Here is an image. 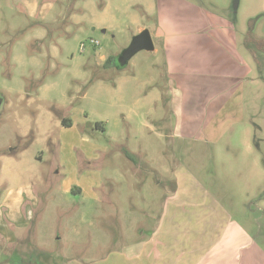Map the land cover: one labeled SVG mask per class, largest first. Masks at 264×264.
<instances>
[{"label": "rangeland", "instance_id": "1", "mask_svg": "<svg viewBox=\"0 0 264 264\" xmlns=\"http://www.w3.org/2000/svg\"><path fill=\"white\" fill-rule=\"evenodd\" d=\"M159 4L168 33L197 4L235 23L252 71L227 101L208 75L210 101L174 99ZM144 28L159 51L105 64ZM162 217L194 244L224 231L219 257L264 249V0H0V264H165L133 257Z\"/></svg>", "mask_w": 264, "mask_h": 264}, {"label": "crops", "instance_id": "2", "mask_svg": "<svg viewBox=\"0 0 264 264\" xmlns=\"http://www.w3.org/2000/svg\"><path fill=\"white\" fill-rule=\"evenodd\" d=\"M196 8H198L197 14H195L196 9L187 11L196 15L195 24L179 22L184 25L182 34L178 32L168 33L169 31L161 19L162 11H160L161 5L159 4L158 15L160 18L156 37L163 41L162 47L163 53H166L167 56V77L171 85L172 95L177 101L178 99L190 101L191 96L195 101H210L207 86L202 90V87L194 89L193 85H191L193 77L201 78L208 75L215 81V85L212 88V93H215V96L212 97L211 101H227L233 89L239 84L238 82L242 79L244 80L247 77V73L252 70L251 67L246 66L247 61L237 47V37L234 33L235 23L225 19L223 15L212 14L204 7L197 6ZM169 9L175 10L171 7ZM214 15L220 17L219 23L222 24L223 33L219 32L221 28H216L215 30L219 33L217 35H209L207 30L212 25L214 26L215 22L213 19L217 18L216 16L213 17ZM210 30L212 29L210 28ZM173 31L175 30L173 29ZM155 51L157 52L159 49L157 48ZM207 59L209 60L208 64L206 63ZM208 79L207 83L210 84L212 79ZM205 90L207 94L202 93ZM198 93H201L202 98L196 96ZM200 107L198 105L196 109H188L187 104H184L182 109H174L175 116H184L195 111L199 112L196 114L197 117L201 112ZM66 190L71 191L72 186L66 185ZM169 206L168 201L164 214L171 212ZM162 218L161 225L158 224L156 230L152 229L149 238L141 242L142 245L139 251L133 257H165L166 259L163 260L165 264H264V249L257 242L235 245L232 248L233 255L231 254V257L225 254L223 257H219V254H215V251L220 246L225 247L224 236L226 233L224 231L223 233L215 232L210 234V240L207 239L205 243L194 244L191 241L184 240L186 235L191 234L190 227L195 226L193 223L183 222L182 225H188L189 228L183 229L181 239L177 240L171 227V224H175V227H177V222L171 217ZM210 227L214 229L215 223L210 225ZM241 232L244 233L247 239L252 240L249 233ZM172 236L173 239L171 241ZM218 236L222 237L217 238ZM222 250L229 251L225 248ZM208 257L212 258L208 259ZM151 264H162V261L160 259L151 260Z\"/></svg>", "mask_w": 264, "mask_h": 264}, {"label": "water", "instance_id": "3", "mask_svg": "<svg viewBox=\"0 0 264 264\" xmlns=\"http://www.w3.org/2000/svg\"><path fill=\"white\" fill-rule=\"evenodd\" d=\"M155 49V43L150 29L144 28L138 34H136L130 44L118 54L117 66L123 68L129 62V60L139 51L147 50L153 51Z\"/></svg>", "mask_w": 264, "mask_h": 264}, {"label": "trees", "instance_id": "4", "mask_svg": "<svg viewBox=\"0 0 264 264\" xmlns=\"http://www.w3.org/2000/svg\"><path fill=\"white\" fill-rule=\"evenodd\" d=\"M234 23V22H233ZM116 56H109L106 60H105V64L106 65H108V66H111V65H113V64H117V60H116ZM118 65V64H117ZM63 122V124L64 125H66V126H70L71 125V123H70V120L66 123V120H63L62 121ZM73 193H81V188H79V187H72V190H71ZM76 191V192H75ZM17 261H19V262H21V259L19 258V259H17ZM19 264H21V263H19Z\"/></svg>", "mask_w": 264, "mask_h": 264}, {"label": "built area", "instance_id": "5", "mask_svg": "<svg viewBox=\"0 0 264 264\" xmlns=\"http://www.w3.org/2000/svg\"><path fill=\"white\" fill-rule=\"evenodd\" d=\"M91 42H92L93 44H95V45H98V44H99V41H98V40H94V39H92Z\"/></svg>", "mask_w": 264, "mask_h": 264}, {"label": "flooded vegetation", "instance_id": "6", "mask_svg": "<svg viewBox=\"0 0 264 264\" xmlns=\"http://www.w3.org/2000/svg\"><path fill=\"white\" fill-rule=\"evenodd\" d=\"M197 6H198V7H202V6H200V4H197ZM171 8H173V7H171ZM70 123H71V121H70ZM70 126H71V125H70Z\"/></svg>", "mask_w": 264, "mask_h": 264}]
</instances>
